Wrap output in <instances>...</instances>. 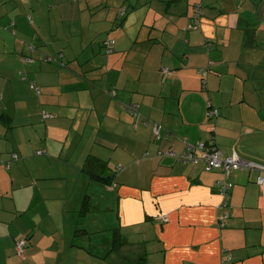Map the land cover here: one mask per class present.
Instances as JSON below:
<instances>
[{
  "label": "crops",
  "instance_id": "obj_1",
  "mask_svg": "<svg viewBox=\"0 0 264 264\" xmlns=\"http://www.w3.org/2000/svg\"><path fill=\"white\" fill-rule=\"evenodd\" d=\"M2 114L0 264H264V170L157 154L264 166V0H0Z\"/></svg>",
  "mask_w": 264,
  "mask_h": 264
},
{
  "label": "built area",
  "instance_id": "obj_2",
  "mask_svg": "<svg viewBox=\"0 0 264 264\" xmlns=\"http://www.w3.org/2000/svg\"><path fill=\"white\" fill-rule=\"evenodd\" d=\"M200 11H201V6L199 3H196L193 7V20L187 25L188 28L196 27L197 18L199 16ZM28 18H30L29 15H28ZM113 42H114L113 39H107L104 42L105 51L107 52L112 51ZM27 59L30 60L29 58ZM162 71L166 72L167 69L165 67H162ZM33 87L35 88L37 93L40 92V89L38 87H35L34 85ZM126 108L132 111H136V107L133 104L127 105ZM133 113H136V112H133ZM216 113H217L216 109H211V110H208L207 114L209 117H211L213 116V114H216ZM42 116L45 118L47 116L48 117L51 116V114L43 112ZM160 128H161V125H159L158 123H154L152 125V131L156 139H159L161 137ZM37 152L41 153L42 151L40 150ZM164 153L174 155L177 157L178 160L184 163H187V164H191V165L200 164L202 165V168L205 171L220 170L226 175V177H228V174L234 169L257 168V169L264 170L263 165L254 163L253 161L244 160L240 156H238V154L234 151L228 156H222L219 150L216 149L215 146L213 145V140L211 139L205 142H201V141H196L194 143L185 142V146L183 150L178 151V152H175L171 148H168L165 151H161V150L157 151V154L159 156H161ZM148 155L149 154L147 152L143 153L144 157H148ZM11 156L12 158L17 157L16 154H11ZM263 181H264L263 176H259L257 178V183L260 184V183H263ZM231 186H232V183L227 178L219 182L217 185V190L221 196L220 205H222L223 207H227L229 205V198H230L229 190ZM228 216H229V213L223 210L220 216L221 224L223 223L224 219L227 218ZM161 219L163 221H166L167 220L166 214H163L161 216ZM25 242H26V238H19L15 243V251L19 256H23V247L25 245Z\"/></svg>",
  "mask_w": 264,
  "mask_h": 264
},
{
  "label": "rangeland",
  "instance_id": "obj_3",
  "mask_svg": "<svg viewBox=\"0 0 264 264\" xmlns=\"http://www.w3.org/2000/svg\"><path fill=\"white\" fill-rule=\"evenodd\" d=\"M28 15H30L31 16V13H29ZM28 15H26V14H24V17L25 18H27V16ZM29 21H31L32 22V20L31 19H28ZM27 23H29L28 21H27ZM34 27H36V25H34ZM36 92V91H35ZM83 109L84 108H88V106H86V107H82ZM73 121H77V118H75V119H73ZM25 133H27V132H24V134ZM64 135H66V131L64 132ZM73 138V136H70L69 137V139H68V142H69V144H74V142L76 141V140H73L72 139ZM146 153V152H145ZM93 216H95V215H93L92 213H91V218H93ZM105 220H106V218H104ZM101 220L102 221H104L102 218H101ZM105 222V221H104ZM106 224V223H105ZM116 224H114V226H115ZM92 239H94V237H92ZM88 244V243H87ZM113 247V244H111V242H110V245H109V248L111 249ZM89 248V247H88ZM15 254L16 255H18L17 253H16V251H15ZM137 255L138 254H131L130 256H129V259H126L125 261L122 259L123 258V254L121 253V252H118V253H116V254H114L111 258H106V256L105 257H103V255H102V257H103V261H105V264H136V263H133V260H136V258H137ZM19 256V255H18ZM125 258V257H124ZM102 264H104V263H102Z\"/></svg>",
  "mask_w": 264,
  "mask_h": 264
},
{
  "label": "trees",
  "instance_id": "obj_4",
  "mask_svg": "<svg viewBox=\"0 0 264 264\" xmlns=\"http://www.w3.org/2000/svg\"><path fill=\"white\" fill-rule=\"evenodd\" d=\"M199 14H201V11L199 12ZM108 38H106L104 41H103V45L105 47V44L104 42L107 40ZM0 118L4 119L5 122H8L9 121V117L7 115H1ZM15 154V153H14ZM100 177V176H99ZM105 179V178H104ZM106 180V179H105ZM87 208V202H84L83 204V210H86ZM113 248H116L119 244H120V232L119 231H114L113 233Z\"/></svg>",
  "mask_w": 264,
  "mask_h": 264
}]
</instances>
